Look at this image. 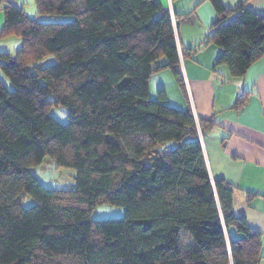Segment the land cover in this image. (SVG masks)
<instances>
[{
    "label": "trees",
    "instance_id": "trees-1",
    "mask_svg": "<svg viewBox=\"0 0 264 264\" xmlns=\"http://www.w3.org/2000/svg\"><path fill=\"white\" fill-rule=\"evenodd\" d=\"M210 1L218 19L206 42L220 49L224 81L240 79L264 56V14ZM34 3L30 16L0 0V35L22 44L0 54V264H259L260 236L235 215L233 187L210 179L188 102L150 98V78L168 69L186 99L168 9L157 0ZM155 94L165 99L164 88ZM59 107L66 124L49 114ZM46 158L71 169L74 185L43 186L34 168ZM100 203L124 216L93 220Z\"/></svg>",
    "mask_w": 264,
    "mask_h": 264
},
{
    "label": "crops",
    "instance_id": "crops-1",
    "mask_svg": "<svg viewBox=\"0 0 264 264\" xmlns=\"http://www.w3.org/2000/svg\"><path fill=\"white\" fill-rule=\"evenodd\" d=\"M5 1L21 8L30 16L36 13L34 0ZM157 1L168 9L173 18L186 99L169 70L167 81L160 88L166 91L167 100V87L173 89V101L178 108H184L186 101L188 102L198 124L199 139L210 179H221L233 187L235 215L244 217L247 226L259 234L263 253L259 264H264V56L251 65L244 77L224 81L228 77V70L225 66L216 65L220 49L213 43L206 42L210 27L218 19L212 2ZM218 2L232 14L240 6L264 14V0ZM2 7L4 4L0 5V9ZM31 10L32 13H29ZM4 22V15L0 10V32ZM193 32L197 33V41L192 39ZM195 43L197 44L192 46ZM21 45V40L15 35H0V54L13 53ZM189 49L192 50V55H184ZM159 73L150 78L149 89L152 79L158 81ZM4 80L6 77L0 69V81ZM157 88L159 87L155 85V92ZM244 91L248 93L247 101L241 107H234L236 98ZM199 119H211L215 124L202 130ZM251 193L254 196L248 199Z\"/></svg>",
    "mask_w": 264,
    "mask_h": 264
},
{
    "label": "rangeland",
    "instance_id": "rangeland-1",
    "mask_svg": "<svg viewBox=\"0 0 264 264\" xmlns=\"http://www.w3.org/2000/svg\"><path fill=\"white\" fill-rule=\"evenodd\" d=\"M32 13V10L31 12ZM60 19L63 20H69L68 17H61ZM194 36L192 39L197 41L195 39L196 32H193ZM192 44L193 45H196ZM197 47V46H196ZM195 48V47H193ZM47 63H52L55 61L54 57L50 56L47 59ZM160 62H163V60H160ZM168 69L162 70L159 73V79L156 82L155 79L151 80L150 83V98L153 101H159L164 102L165 105L169 104L170 106L177 107L176 104H174L173 101V89L171 87H167V97L168 100L162 97H158L157 92L160 87H163V85L166 83L168 78ZM156 82V83H155ZM173 84V82H172ZM155 85L159 88H157L155 92ZM173 87L176 89L175 85L173 84ZM164 97H166V91L164 90ZM177 98V95H176ZM178 108V107H177ZM49 114L55 118L59 123L66 124L68 122V112L65 108L59 107V108H52L49 112ZM49 158H46L44 162L34 168L35 176L38 178V180L41 182L43 186L46 188L51 189H67L74 185V172L71 169L68 168H59L57 167L52 161L48 160ZM124 216V209L122 207L112 206L105 203H100L94 207V209L90 213V217L93 220H100V219H116L121 218Z\"/></svg>",
    "mask_w": 264,
    "mask_h": 264
},
{
    "label": "clouds",
    "instance_id": "clouds-1",
    "mask_svg": "<svg viewBox=\"0 0 264 264\" xmlns=\"http://www.w3.org/2000/svg\"><path fill=\"white\" fill-rule=\"evenodd\" d=\"M172 18V17H171ZM172 23H173V18H172ZM173 25H174V23H173ZM196 124H197V122H196ZM197 128H198V124H197Z\"/></svg>",
    "mask_w": 264,
    "mask_h": 264
}]
</instances>
